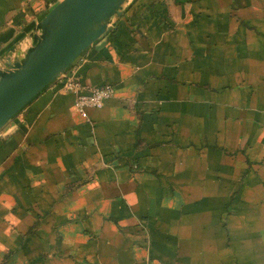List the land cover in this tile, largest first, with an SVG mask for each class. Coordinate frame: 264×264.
Wrapping results in <instances>:
<instances>
[{
	"label": "crops",
	"instance_id": "crops-1",
	"mask_svg": "<svg viewBox=\"0 0 264 264\" xmlns=\"http://www.w3.org/2000/svg\"><path fill=\"white\" fill-rule=\"evenodd\" d=\"M59 0H0V68ZM0 129V264H264V0H128Z\"/></svg>",
	"mask_w": 264,
	"mask_h": 264
},
{
	"label": "water",
	"instance_id": "water-1",
	"mask_svg": "<svg viewBox=\"0 0 264 264\" xmlns=\"http://www.w3.org/2000/svg\"><path fill=\"white\" fill-rule=\"evenodd\" d=\"M128 0H59L38 22L31 45L0 68V129L102 36Z\"/></svg>",
	"mask_w": 264,
	"mask_h": 264
},
{
	"label": "built area",
	"instance_id": "built-area-1",
	"mask_svg": "<svg viewBox=\"0 0 264 264\" xmlns=\"http://www.w3.org/2000/svg\"><path fill=\"white\" fill-rule=\"evenodd\" d=\"M61 76L64 77L62 89L74 94V106L84 117L88 108H100L114 94V88L110 84L86 86L73 73H63Z\"/></svg>",
	"mask_w": 264,
	"mask_h": 264
}]
</instances>
